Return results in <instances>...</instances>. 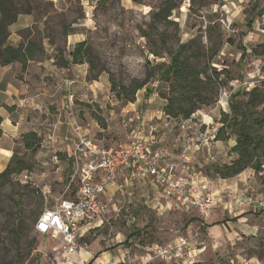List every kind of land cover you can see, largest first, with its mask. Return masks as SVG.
Here are the masks:
<instances>
[{
  "label": "rangeland",
  "instance_id": "1",
  "mask_svg": "<svg viewBox=\"0 0 264 264\" xmlns=\"http://www.w3.org/2000/svg\"><path fill=\"white\" fill-rule=\"evenodd\" d=\"M16 1L26 7L25 0ZM56 1L28 0L38 18L22 34L23 40L28 39L44 51L37 53L19 74L0 78V106L4 97L9 98L6 110L20 123L15 140H4L13 144L16 154L6 167L13 157L15 165H24L22 172L11 176L13 186L0 183V264L69 261L60 246V237L42 236L34 230L36 221L55 205L68 184L69 158L61 146L66 133L64 124L72 125L62 110L66 93L54 99L35 100L30 107H19L20 99L35 96L42 89L53 90L63 79L78 76L73 89V113L92 139L110 147L125 142L124 132H131V126L143 120L163 127L168 85L158 75L137 93L134 103L117 98L110 81L113 77L117 84L128 86L133 79H145L157 65L168 63L164 51L160 57L153 54V50L161 48V33L169 36L171 51L193 38H201L207 49L218 51L212 66L227 71L231 79L214 106L197 112L184 129L182 122L173 123V130L193 136L200 128H219L220 113L225 112L223 109L230 112L219 103H231L235 92H249L264 79V0H176L179 6L168 19L172 24L153 22L152 15L168 0ZM221 19H228L229 29L221 25ZM144 33L150 35V41ZM70 35L73 42L69 47ZM45 42L48 46H42ZM82 42L88 55L83 64H74L70 52ZM59 50L63 51L62 59L70 61L68 71H58ZM86 60L93 63L91 71ZM90 76L99 77L91 81ZM21 84L23 91L18 88ZM13 89L18 94H7ZM29 134L38 138L35 150L25 148L24 138ZM175 138L171 137L163 148L178 153ZM235 140L232 135L231 141L214 144L201 154L215 155L210 164L197 157L196 173L206 178L213 198L208 218L198 211L169 205L167 199L117 197L90 230L81 232L78 253L99 256L95 264H168L151 249L174 245L183 238L193 264H264V169L259 173L247 169L230 179L214 173L216 166L228 165L237 158L230 148ZM25 175L28 180H24ZM48 190L51 193L44 195ZM19 218L23 225L17 242L12 230ZM148 254L151 259L146 260ZM84 261L80 264L90 262Z\"/></svg>",
  "mask_w": 264,
  "mask_h": 264
},
{
  "label": "built area",
  "instance_id": "2",
  "mask_svg": "<svg viewBox=\"0 0 264 264\" xmlns=\"http://www.w3.org/2000/svg\"><path fill=\"white\" fill-rule=\"evenodd\" d=\"M220 23L229 29L228 19H221ZM76 78L67 77L55 89H42L35 96L20 99L18 104L19 107H24L35 100L54 99L59 94L66 93L65 108L70 111V116L75 121V131L79 136L70 154L71 171L68 184L56 198L55 205L42 213L35 224V232L42 236L60 237V246L66 256L78 253L81 232L85 234L90 230L113 203V199L102 200L109 186L115 184L120 190L124 188V184L117 178L122 169L130 171L133 178L153 184L176 206L187 211H198L204 219L208 218L213 198L206 178L196 172L175 176V166L170 165L169 161L176 160V167L185 173L192 165L194 155H201L212 149L217 142L219 128L207 126L198 129L193 136H187L184 145L175 153L170 149L155 146L161 128L172 130V124H178L165 116L163 127L143 120L136 126L137 138L110 147L105 146L84 134L83 128L76 122L73 113ZM221 103L219 104L222 108H229L228 101L224 105ZM223 110L227 112L226 109ZM185 122L187 121L181 123L182 129L185 128ZM203 160L204 163L210 164L213 157L208 154ZM23 178L28 180V175ZM50 193L48 190L44 195L48 196ZM187 248V241L180 238L174 245L156 246L151 252L168 264H193L192 253L186 252ZM145 259H151V255L148 254Z\"/></svg>",
  "mask_w": 264,
  "mask_h": 264
},
{
  "label": "trees",
  "instance_id": "3",
  "mask_svg": "<svg viewBox=\"0 0 264 264\" xmlns=\"http://www.w3.org/2000/svg\"><path fill=\"white\" fill-rule=\"evenodd\" d=\"M25 4L26 7L23 8L16 0H0V67L19 64L23 69L28 63L35 60L37 53L44 51L41 46L38 47L28 39L27 41L23 40L22 34L26 33L28 28L18 32L21 43L17 47L8 45L9 28L18 21L20 15H32L35 19L34 22L37 21L38 16L33 13L34 9L30 7L28 0H25ZM178 6L176 0L165 1L152 15L153 22L172 24L168 19ZM144 37L151 40L148 33H144ZM168 41L169 36L161 33V48L159 51L153 50V54L157 57H160L164 51V54L169 57L168 63L157 65L145 79H133L128 86L117 84L113 77H110L111 91L117 98L134 103L137 93L148 86L155 75H158L160 81L168 85L164 115L181 123L191 120L203 108L214 106L219 101L221 89L225 88L231 79H229L227 71L217 70L212 66L218 51L207 49L201 38H193L187 43L180 44L175 51L169 49ZM59 54L60 56L56 60L57 66L67 69L70 61L62 59L63 51L59 50ZM87 55L85 42L78 43L74 51L70 53L71 62L83 64ZM87 62L91 71L93 63ZM98 77L90 76V80L97 81ZM229 109L230 112L222 111L220 113V127L216 141L227 142L232 139V135L235 136L236 144L232 147V152L237 155V158L229 165L216 166L214 173L222 179L236 177L247 169L259 173L264 169V79L260 86L249 92H235L231 97ZM3 121L4 119L0 115V137L3 134L1 128ZM37 143L38 138L34 134H29L24 138L27 150H35ZM13 158L6 169L0 173V183H9L13 186L11 176L22 172L24 165L21 163L15 165ZM15 180L17 179L15 178ZM16 205L19 207V201L16 202ZM22 225L23 221L19 218L17 226L12 230L17 242L22 235L20 230ZM95 258L97 255L89 264H93Z\"/></svg>",
  "mask_w": 264,
  "mask_h": 264
},
{
  "label": "crops",
  "instance_id": "4",
  "mask_svg": "<svg viewBox=\"0 0 264 264\" xmlns=\"http://www.w3.org/2000/svg\"><path fill=\"white\" fill-rule=\"evenodd\" d=\"M54 1L57 2L56 0H54ZM34 21H35V19L32 15H20L18 18V21L15 24H13L12 26H10V28H9L10 37L8 39V45L17 47L21 43V37L18 35V32L21 30L32 27L35 23ZM72 42H73V36L70 35L67 39V43L69 44L68 45L69 47L71 46ZM43 45L46 46L47 43L45 42V43H43ZM76 45H74L73 50L70 53H72L74 51ZM75 66L83 67V65H75ZM68 69L69 68L58 69V71H68ZM21 71H22L21 66L19 64H12L10 66L0 67V78L2 80H4L5 78L8 79L11 75H17ZM18 88L21 91H23L22 84L19 85ZM18 92L19 91L17 89H13L12 91H9L8 93L7 92L6 93L7 94H10V93L11 94L12 93L18 94ZM4 98H5V101L0 106V115L4 119L2 127H1L3 130V134L0 137V170H3L6 167V164L9 161V159L11 158V156L15 154L13 144L7 143L4 140L9 137L13 141L20 134L19 133L20 123L14 121L13 118L8 114V112L6 110L8 108V106H10V103H9L10 99L7 97H4ZM66 106H67V100L64 97V100L62 102V110H64L65 112H63V113H65L66 120L74 126L73 127L69 123L68 124L65 123L64 126H66V133L63 136V138L61 139L62 151L65 153V155H68V158H69V175H70V171H71L70 154H71L73 145L77 142L79 136H78L77 132L75 131V121H73V119L71 118L70 111L65 108ZM27 107H30V105H27ZM163 114H164V112H163ZM164 117H165V115H164ZM152 118H154V116L150 117V119H152ZM189 121H191V120H188L187 122H189ZM76 122L80 125L77 117H76ZM187 122H185L184 124H187ZM131 128H133V129H131L132 131L130 130L131 132H124V135L126 137L125 138L126 141L132 140V139H135L138 137V135L135 132L136 124L134 126H131ZM83 133L87 134L84 130H83ZM174 133H178V135H173ZM87 135L89 136V134H87ZM171 137H174V138L176 137L174 147L176 149H178L184 145L185 140L187 138V134L185 131H181V130H173V129L168 130V129L161 128V131L158 132L157 137H156V139H157L156 145H155L156 148L164 147L166 145V143L170 140ZM229 141H231V139ZM219 143H221V142L217 141L215 143V145L219 144ZM234 145H235V143L230 145L231 146L230 148H232ZM3 155H6V156L4 157ZM205 156L204 155H194L193 163L185 173L176 167V164L178 163L176 160L172 159L171 161H169V164L175 166V169H174V175L175 176H180V175L188 174V173H194L197 171L196 170L197 157H199L203 161V158ZM211 156L215 157V155H211ZM117 178H118V181L120 183L124 184V188L120 190L117 185H115V184L110 185L107 192L102 196L103 201H107L108 199H113V201H114V199L117 197L128 199V200H132L133 198L138 199V198H144V197H147V198L152 197V199L155 201H160L161 199H167L170 201V202H168L169 205L174 204L170 199H168L164 195V193L159 191L153 184H151L148 181H140L138 178H133L131 176L130 171H128L126 169L120 170L118 175H117ZM95 256H93V253H91V252L90 253L88 252L87 255H84L82 253H76L74 255H69L68 264H80V262H85L84 260H89L90 262H92V260L94 259ZM98 257L99 256H97V258ZM97 258H95L93 264H95Z\"/></svg>",
  "mask_w": 264,
  "mask_h": 264
}]
</instances>
